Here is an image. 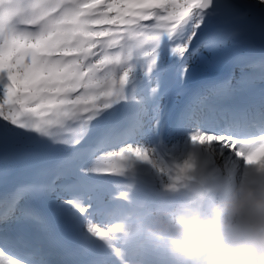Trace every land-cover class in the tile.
<instances>
[{"label":"snow or ice","instance_id":"obj_1","mask_svg":"<svg viewBox=\"0 0 264 264\" xmlns=\"http://www.w3.org/2000/svg\"><path fill=\"white\" fill-rule=\"evenodd\" d=\"M260 134L264 0H0V264H114L145 169Z\"/></svg>","mask_w":264,"mask_h":264},{"label":"clouds","instance_id":"obj_2","mask_svg":"<svg viewBox=\"0 0 264 264\" xmlns=\"http://www.w3.org/2000/svg\"><path fill=\"white\" fill-rule=\"evenodd\" d=\"M212 139L145 169L151 184L115 201L114 264H264V134Z\"/></svg>","mask_w":264,"mask_h":264}]
</instances>
